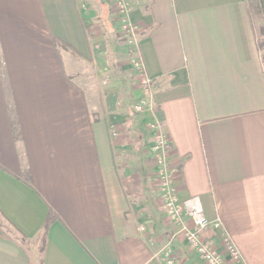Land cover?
Masks as SVG:
<instances>
[{
    "label": "crops",
    "instance_id": "1",
    "mask_svg": "<svg viewBox=\"0 0 264 264\" xmlns=\"http://www.w3.org/2000/svg\"><path fill=\"white\" fill-rule=\"evenodd\" d=\"M127 1L137 44L110 0H0V264H209L165 212L156 119L178 199L200 196L264 264V61L247 1ZM200 234L233 263L213 225Z\"/></svg>",
    "mask_w": 264,
    "mask_h": 264
},
{
    "label": "built area",
    "instance_id": "2",
    "mask_svg": "<svg viewBox=\"0 0 264 264\" xmlns=\"http://www.w3.org/2000/svg\"><path fill=\"white\" fill-rule=\"evenodd\" d=\"M110 2L115 12L118 14V20L121 23L123 31L133 38V40H131L132 42L137 44L136 33L138 29L130 19V6L128 1L110 0ZM134 62L136 67L142 68L143 65L140 59H136ZM140 88L142 90V95L134 104V109L136 111L144 110L145 106L150 104L151 101L152 79L146 74L142 78ZM149 128L155 135L153 149L156 152L158 166L156 174L159 180V190L164 201V209L168 218L182 226L191 245L196 248L200 257L209 264H248L223 223L217 220L212 224L208 219L200 196H193L183 201L178 199L174 185V177L168 164L167 150L170 145V139L163 132L161 123L157 119L149 123ZM188 219L193 222V229L186 226V221ZM210 225H213L218 231L222 244L230 255L233 263L227 262L221 253L214 251L202 241L200 233ZM166 254L170 256L171 249H167ZM167 261L171 263L170 258H168Z\"/></svg>",
    "mask_w": 264,
    "mask_h": 264
},
{
    "label": "trees",
    "instance_id": "3",
    "mask_svg": "<svg viewBox=\"0 0 264 264\" xmlns=\"http://www.w3.org/2000/svg\"><path fill=\"white\" fill-rule=\"evenodd\" d=\"M248 4V8L250 14L253 18L254 26L257 34V44L259 49L261 50L262 59L264 61V0H246ZM53 41L55 46L59 49L60 47H70L67 43L62 41L57 37H53ZM71 48V47H70ZM67 80L72 83V80L67 77ZM73 84V83H72ZM57 218V215L54 211L50 210L47 216V219L43 225L41 238L42 243L40 244V251L42 252L45 246V240L48 228L50 224ZM8 235V234H7ZM40 264H42V260H40Z\"/></svg>",
    "mask_w": 264,
    "mask_h": 264
},
{
    "label": "rangeland",
    "instance_id": "4",
    "mask_svg": "<svg viewBox=\"0 0 264 264\" xmlns=\"http://www.w3.org/2000/svg\"><path fill=\"white\" fill-rule=\"evenodd\" d=\"M116 57H117V56H114L113 58H116ZM65 60H66V63H67V65H68V67H69V66H70V65H69V62H70L69 60H70V59L68 58V56H66ZM115 60H116V59H115ZM68 71H69V73H70V72H71V68L68 69ZM114 74H115V75H118L116 71L114 72Z\"/></svg>",
    "mask_w": 264,
    "mask_h": 264
}]
</instances>
